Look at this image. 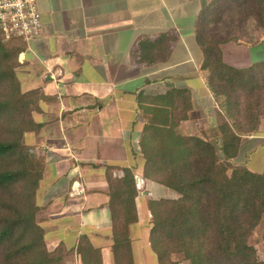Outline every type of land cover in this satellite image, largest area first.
Wrapping results in <instances>:
<instances>
[{
  "label": "crops",
  "instance_id": "obj_1",
  "mask_svg": "<svg viewBox=\"0 0 264 264\" xmlns=\"http://www.w3.org/2000/svg\"><path fill=\"white\" fill-rule=\"evenodd\" d=\"M211 1L37 0L42 31L19 56L18 77L23 91L42 96L33 118L43 126L26 136L27 145L43 148L46 159L38 215L64 216L43 227L46 242L49 231H59L56 246L62 242L70 249L84 236L101 250L105 264V250L93 238L112 236L105 169L116 167L112 176L122 177L126 168L145 190L135 198L133 263L141 264L144 250L157 264L147 203L164 197L158 193L164 187L143 178L140 141L151 124L205 139L225 117L202 70L196 38L199 16ZM258 27L219 45L226 66L264 76V27ZM244 157L241 168L264 173V114L257 131L242 136L236 159Z\"/></svg>",
  "mask_w": 264,
  "mask_h": 264
},
{
  "label": "trees",
  "instance_id": "obj_2",
  "mask_svg": "<svg viewBox=\"0 0 264 264\" xmlns=\"http://www.w3.org/2000/svg\"><path fill=\"white\" fill-rule=\"evenodd\" d=\"M227 11L264 25V0H212L199 16L202 70L225 117L205 139L151 124L140 141L143 178L177 194L147 203L148 239L157 264H264L250 243L264 218V173L229 171L225 165L236 159L242 136L257 131L264 114L259 109L264 76L222 62L219 45L235 36L210 37L208 26L222 25ZM26 48L20 39L4 41L0 32V264H103L101 250L84 236L75 247L59 243L50 250L37 220L46 159L43 148L26 143L27 134L43 126L33 118L41 111L38 91H23L18 77L19 56ZM115 168L105 169L110 219L130 223L139 194L134 174L120 168L122 177H113Z\"/></svg>",
  "mask_w": 264,
  "mask_h": 264
},
{
  "label": "rangeland",
  "instance_id": "obj_3",
  "mask_svg": "<svg viewBox=\"0 0 264 264\" xmlns=\"http://www.w3.org/2000/svg\"><path fill=\"white\" fill-rule=\"evenodd\" d=\"M233 12L227 11V13L224 14V23L222 25H210L208 26V33L210 37L212 36H218L222 35L223 37L225 34L230 33V35H234L237 32H247L248 35L253 32V30H258L257 28L264 27V25H260L259 22H257L253 17H250L248 20H245L243 18H235L234 15H232ZM259 23V24H258ZM226 32V33H225ZM225 33V34H224ZM260 101H259V109L260 113H264V88L261 90L260 93ZM39 100H41L42 96L40 94L36 95ZM215 146L216 143L212 141ZM247 158L244 157L240 159H234L229 162H225V165L227 166L228 170L231 171L234 168H241L242 165L246 164ZM247 167L250 169L252 168L250 163L247 165ZM50 178V177H49ZM48 178V179H49ZM49 182V181H48ZM141 182V180H140ZM46 183V182H45ZM136 185V184H135ZM137 188V187H136ZM142 185L140 183L139 188H137L138 191H141L142 194L145 192V190H141ZM159 194L164 197H176L177 194L174 191H171L166 188H159ZM43 196V191H41L40 194V199L39 196L37 197L38 199V205L43 209V203H42V198ZM161 198V197H160ZM40 201V203H39ZM64 216H55L51 218H47L45 214H40L37 216L38 222L41 224L42 227H47V229L54 224L57 225L60 222L54 221L57 218H61ZM52 219L54 222H49L48 220ZM134 216L131 218L130 223H120V224H115L111 222L112 225V236L108 238L100 237V240L96 239L93 237L97 242L99 246H102L100 248H104L105 254V264H134L133 263V255L131 253V230L135 227V224L137 223L136 219L134 220ZM64 223V222H62ZM65 225L68 227H71L70 229L73 228V224L71 223H65ZM59 236V231H49L47 234V245L49 249H53L56 247L57 241L60 240L58 238ZM106 240V241H105ZM65 242L67 243L68 246L72 244V241L68 238L65 239ZM62 243V242H61ZM256 249L258 257L264 261V218L262 222L260 223L259 227L256 229V231L252 235V239L250 242ZM97 245V246H98ZM148 254V255H147ZM108 255V256H107ZM107 258V260H106ZM103 259V255H102ZM140 262L141 264H155V258L152 253L147 252L145 254V251L142 250L140 251ZM139 262V263H140Z\"/></svg>",
  "mask_w": 264,
  "mask_h": 264
},
{
  "label": "built area",
  "instance_id": "obj_4",
  "mask_svg": "<svg viewBox=\"0 0 264 264\" xmlns=\"http://www.w3.org/2000/svg\"><path fill=\"white\" fill-rule=\"evenodd\" d=\"M41 31L37 0H0V32L4 41L20 39L27 45L38 38Z\"/></svg>",
  "mask_w": 264,
  "mask_h": 264
},
{
  "label": "water",
  "instance_id": "obj_5",
  "mask_svg": "<svg viewBox=\"0 0 264 264\" xmlns=\"http://www.w3.org/2000/svg\"><path fill=\"white\" fill-rule=\"evenodd\" d=\"M136 187L139 188L140 185V179L138 177H135Z\"/></svg>",
  "mask_w": 264,
  "mask_h": 264
}]
</instances>
